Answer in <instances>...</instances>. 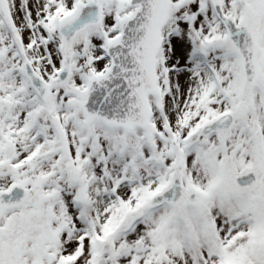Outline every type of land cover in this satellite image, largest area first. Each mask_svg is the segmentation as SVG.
Segmentation results:
<instances>
[{
  "label": "snow or ice",
  "instance_id": "snow-or-ice-1",
  "mask_svg": "<svg viewBox=\"0 0 264 264\" xmlns=\"http://www.w3.org/2000/svg\"><path fill=\"white\" fill-rule=\"evenodd\" d=\"M0 264H264V0H0Z\"/></svg>",
  "mask_w": 264,
  "mask_h": 264
}]
</instances>
